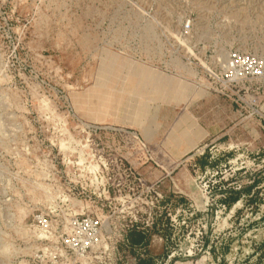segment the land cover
I'll use <instances>...</instances> for the list:
<instances>
[{"label":"rangeland","instance_id":"1","mask_svg":"<svg viewBox=\"0 0 264 264\" xmlns=\"http://www.w3.org/2000/svg\"><path fill=\"white\" fill-rule=\"evenodd\" d=\"M229 49L264 58V0H0V264L81 214L152 264H264V77L218 87Z\"/></svg>","mask_w":264,"mask_h":264},{"label":"built area","instance_id":"2","mask_svg":"<svg viewBox=\"0 0 264 264\" xmlns=\"http://www.w3.org/2000/svg\"><path fill=\"white\" fill-rule=\"evenodd\" d=\"M185 28L188 29V24ZM225 53L221 60L215 59L212 71H208L222 90L228 92L233 87L264 77V58L234 49ZM37 222L40 223V220ZM136 222L121 227L112 240L113 233L99 218L84 214L71 217L67 231L36 264H101L102 255H107V264H139L152 256L148 248L130 242V232L143 230L137 227Z\"/></svg>","mask_w":264,"mask_h":264},{"label":"crops","instance_id":"3","mask_svg":"<svg viewBox=\"0 0 264 264\" xmlns=\"http://www.w3.org/2000/svg\"><path fill=\"white\" fill-rule=\"evenodd\" d=\"M130 240L135 243L136 246H142L144 248L151 249L152 238H148L144 233L132 231L129 233ZM152 258H146L139 262V264H152Z\"/></svg>","mask_w":264,"mask_h":264},{"label":"trees","instance_id":"4","mask_svg":"<svg viewBox=\"0 0 264 264\" xmlns=\"http://www.w3.org/2000/svg\"><path fill=\"white\" fill-rule=\"evenodd\" d=\"M238 194L237 193H235V192H233V191H231V192H229L228 193V198H227V203L228 202H237L238 201ZM130 239V238H129ZM130 242L133 244V245H135V243H133L131 240H130ZM149 259V258H148Z\"/></svg>","mask_w":264,"mask_h":264}]
</instances>
